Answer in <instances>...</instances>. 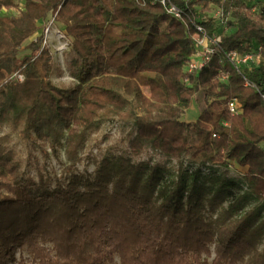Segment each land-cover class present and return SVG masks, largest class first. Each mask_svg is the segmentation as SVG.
Masks as SVG:
<instances>
[{
  "label": "trees",
  "instance_id": "16d2710c",
  "mask_svg": "<svg viewBox=\"0 0 264 264\" xmlns=\"http://www.w3.org/2000/svg\"><path fill=\"white\" fill-rule=\"evenodd\" d=\"M173 1L183 21L155 0H0V127L8 129L0 136V264L14 260L16 247L31 257L18 264H114L115 256L118 264H264V246L256 247L264 233V0ZM210 4L230 32L207 18ZM54 13L72 38L65 64L74 83L63 88L50 80L54 66L42 36L25 45L29 55H19ZM194 24L221 43L189 73ZM258 47L255 66L244 70L252 88L224 56ZM196 96L204 106L185 123ZM231 99L241 114L230 115ZM112 119L132 127V156L151 149L181 159L171 187L160 186L161 168L125 159L121 168L103 159L92 180L74 172L79 152ZM12 136L37 145L46 159L64 151L69 164L53 190L41 171L37 180L25 173ZM232 165L246 170L240 184L211 177L217 187L205 190L203 169ZM224 201L207 220L205 206L216 213Z\"/></svg>",
  "mask_w": 264,
  "mask_h": 264
},
{
  "label": "rangeland",
  "instance_id": "374dc122",
  "mask_svg": "<svg viewBox=\"0 0 264 264\" xmlns=\"http://www.w3.org/2000/svg\"><path fill=\"white\" fill-rule=\"evenodd\" d=\"M191 1V0H187ZM22 2L19 3V7H22ZM251 6L254 7V11H257L259 8L260 2L253 1ZM209 8L211 10V14L215 13L218 10L216 5L210 4ZM197 9H200V6H197ZM11 13L12 11H1V14L6 15ZM16 10H13L12 13H16ZM220 31L222 33L230 32V28L226 23V19L217 20ZM44 22L40 26L38 32L25 41L23 47L28 45L31 41L35 40L38 36L41 35L42 28ZM58 27L63 29L61 23H58ZM69 37V36H68ZM70 38V45L67 51L64 53V70L61 69L59 62L55 61L50 52L52 63H53V72L51 74L50 80L52 83L60 88L67 87L69 84L74 83V81L69 77L66 69L65 58L66 54L70 51L72 38ZM20 51V57H24L29 55L30 51L25 47ZM143 96H148V90L146 88H142ZM133 105L136 107V111L141 114L139 108L136 106V103L133 102ZM204 106V103L200 100H197V96L194 101L190 104V106L184 110L182 121L185 123H192L196 121L199 111L201 107ZM132 127L130 125H125L124 123L118 121L117 119H112L105 121L101 124L100 129L91 136V139L85 144L84 148L79 152V157L81 158V162H79L75 167V173L81 175L84 179L89 178L92 180L95 175V170L98 165L103 161V159L115 160V164L117 167L125 166L120 159L128 160V162L134 166L147 165L149 168H161V181L160 186L165 188L171 187V184L177 180L178 177V164L181 159H169L164 157L161 153L153 151L151 149L145 151L140 156H132L130 154L128 148V138L129 134L132 132ZM8 133V129L6 127H0V136ZM12 145L14 147L15 152L18 154L20 159L22 160L23 170L27 175L32 176L34 179H38V172L41 171L42 174L46 177H50L51 183L48 186V190L51 191L55 187V180L60 179L63 180L65 178V167L69 164L68 160L64 155V151H60L59 158L50 157L46 159L42 154L40 148L37 145H25L18 141L16 137H13ZM50 153V150H47ZM183 160V159H182ZM184 163V162H183ZM185 164V163H184ZM157 169V170H158ZM245 168H241L237 165H232L228 168H224L221 166H214L212 168H205L202 170L201 178L199 179L202 184L206 187V191L209 189H214L217 187L216 183H213L209 180V178H219L229 181H234L236 184H240L243 179V175L245 173ZM144 178L150 175L149 171H146L144 174ZM80 191H83V187L81 186ZM205 191V192H206ZM235 193L237 192L236 188H233ZM212 193L205 194V197L210 198ZM186 197V196H185ZM229 201H224L221 205L218 204L216 207V213H211L208 211L209 205L205 206V218L209 220V218H215L219 211L220 206L227 207ZM250 206L247 207L251 208ZM48 247L51 245L47 244ZM264 246V233L258 240L256 247L261 249ZM211 256L209 258V262L214 257V248L211 246L210 248ZM23 259L26 261L31 260L30 254L26 247H16L14 248V260L10 262V264H18L19 260ZM247 261V258L244 259L243 262L238 264H244ZM114 264H118V257L115 256Z\"/></svg>",
  "mask_w": 264,
  "mask_h": 264
},
{
  "label": "built area",
  "instance_id": "2783aa9c",
  "mask_svg": "<svg viewBox=\"0 0 264 264\" xmlns=\"http://www.w3.org/2000/svg\"><path fill=\"white\" fill-rule=\"evenodd\" d=\"M165 10V12L175 20L183 21L184 12L181 7L178 6L173 0H155ZM6 12L5 9H3ZM12 11V10H11ZM57 13L49 15L44 21L41 35L43 37L42 48H47L52 54L55 61L59 62L61 69L64 70V53L68 50L70 45V38L66 31L58 27L56 21ZM207 18L216 20L223 19L222 10H218L211 14V10L206 14ZM195 33L192 39L195 42L196 51L190 57V60L186 66V70L189 73L199 71L209 60L213 54H216L220 50L221 36L218 34L208 35L205 29L199 25L194 24ZM260 47L256 51L247 52L245 54H239L237 52L227 53L224 56L225 61L231 65L244 79L245 86L255 88V85L251 83L244 74L245 69H251L255 66ZM13 79L22 82L24 77L21 74H14ZM219 79L222 82H227V73L221 72ZM263 97V96H262ZM228 111L231 116H236L242 113V107L236 99H231L228 102ZM227 126V123H224Z\"/></svg>",
  "mask_w": 264,
  "mask_h": 264
}]
</instances>
